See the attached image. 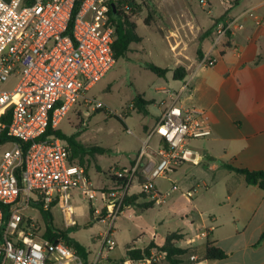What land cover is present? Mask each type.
<instances>
[{"label":"built area","instance_id":"obj_1","mask_svg":"<svg viewBox=\"0 0 264 264\" xmlns=\"http://www.w3.org/2000/svg\"><path fill=\"white\" fill-rule=\"evenodd\" d=\"M226 9L239 0H217ZM0 0V85L16 79L12 90L0 89V135L11 147L0 156V264H84L80 256L62 241H50L37 232L33 220L25 218L26 206L48 209L62 202L63 217L72 223L74 210L69 201L75 192L92 205L96 219L106 224L99 251L87 264H100L115 245L111 238L116 220L127 198L144 195L159 204L154 180L166 178L183 160L188 139L210 135L203 112L182 107L175 99L162 111L147 133L128 167L109 169L115 186L97 189L83 166L69 163V151L54 135L41 139L47 129H58L84 93L88 92L115 64L114 28L108 0ZM208 10L207 0H199ZM78 6V7H77ZM249 16L254 17L253 14ZM256 23L261 19L254 17ZM234 21H219L212 34L211 48L225 44ZM215 60L203 56L183 84L191 85L196 70L211 67ZM163 94H169L165 89ZM92 109L102 103L90 100ZM158 137L154 146L151 139ZM175 188L172 187V190ZM191 191L184 196L190 198ZM9 211L4 221V211ZM213 229L212 227L210 230ZM203 234L206 235L204 231ZM165 258L152 250L133 264H155ZM191 260L196 258L191 256Z\"/></svg>","mask_w":264,"mask_h":264},{"label":"crops","instance_id":"obj_2","mask_svg":"<svg viewBox=\"0 0 264 264\" xmlns=\"http://www.w3.org/2000/svg\"><path fill=\"white\" fill-rule=\"evenodd\" d=\"M162 1L163 4L175 6L176 16L171 20L177 33V29H181L185 35L182 21L192 23L191 18L206 30L220 19L235 22L223 46L211 48V30L204 38L198 39L192 53V47L187 55L183 53L185 62L176 57L175 67H184L186 77L194 70L197 50H201L202 56H211L215 62L211 67L194 71L187 89L183 88L186 77L168 84L170 92H160L162 105L154 112L152 124L142 126L140 145L174 98L177 105L203 112L210 128V135L188 139L181 163L166 178L154 180L156 191L160 195L168 193V196L164 198L165 203L164 199L159 204L153 202L152 208L159 206V213L167 211L171 215L178 212L185 218H191L189 227L193 226L195 230L190 236L189 227H178L163 239L169 234L177 235L175 246L189 251L182 264H264V239L258 243L264 231V191L247 184L242 175L224 166L249 171L264 169V0H239L230 9L221 6L217 0H207L211 8L208 20L196 16L193 11L192 14L188 12L189 0ZM180 12L182 18L179 17ZM249 14L261 19L262 23H256V19ZM161 89H165L164 86L158 88ZM146 101L152 103L151 100ZM145 107V115H151ZM158 140L154 136L151 144L155 146ZM132 160L130 158L116 168L128 167ZM113 185L112 177L108 174L105 187L111 188ZM172 187L175 189L172 190ZM187 191L192 193L190 198L184 196ZM181 201L187 206L182 207ZM144 203L151 201L146 197H137L128 207L140 208L139 205ZM180 220L183 222L182 218ZM72 224L74 221L70 223L63 217L66 229H70ZM211 227L213 229L210 230ZM151 242L157 246L163 244L153 240L149 244ZM207 242H213L225 253V258L206 260ZM191 256L196 260H191ZM104 261H110L108 255ZM163 261L155 264H168ZM113 264H123V260Z\"/></svg>","mask_w":264,"mask_h":264},{"label":"rangeland","instance_id":"obj_3","mask_svg":"<svg viewBox=\"0 0 264 264\" xmlns=\"http://www.w3.org/2000/svg\"><path fill=\"white\" fill-rule=\"evenodd\" d=\"M149 1L154 12H152L153 20L148 26L143 23L147 16L145 9L140 12L127 13L137 26L136 33L142 38L141 43L131 44L127 56L118 59L106 75L84 93L58 125V129L63 134L74 135L76 141L84 147H96L105 151L104 154L94 153V157L86 155L84 157L86 164L82 165L86 168L92 185L96 188L103 184L105 187L108 184L110 168L134 158L140 147L139 138L142 136V126L152 124L154 112L162 105L160 99L162 95L158 88L164 86L165 90L170 92L168 84L173 83L172 70L175 68L177 58L185 62L186 58L183 53L187 55L191 47L190 52L192 53L193 46L198 42L200 35L206 31V28L193 22L191 18L192 23L182 21L186 29L185 35L182 34L181 29H177V33L171 20L176 16L174 4H163L162 0ZM168 1L171 0H165V2ZM209 9L211 13V8ZM191 11L203 20H208L211 16L207 9H201L199 0H189L188 12L192 14ZM180 15L179 17L182 18L183 14ZM147 63L171 71L167 72L164 78H158L147 68ZM15 85L16 79L10 78L8 82L0 85V89L12 90ZM138 96L143 100L152 101L147 105L151 115L136 111L138 107L135 99ZM90 100L102 103V107L92 109L89 104ZM10 147L11 145L7 143L0 145V156ZM71 196L69 203L74 210V220H72L74 224L68 234L86 248L88 262H90L99 251L103 235L106 233V224L90 219L89 202L79 199L75 192ZM142 201L139 200V202ZM181 203L182 207L187 206L184 201ZM61 205L60 201L51 208L50 213L53 225L58 229H66L63 225ZM19 206L24 208L22 213L25 218L34 221L37 232L43 233L44 225L39 209L32 206L25 207L24 200ZM159 208L155 206L143 211L136 206L124 208L112 230L111 238L115 247L107 253L110 261H101L100 264L119 263L121 259L123 264H129L124 255L127 247L134 245L142 249L148 246L151 240L162 243L168 232H175L178 227L186 228L191 225V218H185L178 212L171 215L167 211L159 213ZM180 218L183 222H180ZM189 230L188 235L195 233L193 226H190ZM163 262L168 263L166 260Z\"/></svg>","mask_w":264,"mask_h":264},{"label":"trees","instance_id":"obj_4","mask_svg":"<svg viewBox=\"0 0 264 264\" xmlns=\"http://www.w3.org/2000/svg\"><path fill=\"white\" fill-rule=\"evenodd\" d=\"M34 0H23L24 4H31ZM82 0H78V3ZM109 1V12L108 17L110 23L114 28V42L112 45L113 54L115 62L118 59L125 58L127 53L130 51L131 44H139L142 41V38L137 35L136 33V24L135 22L131 21L130 17L127 15L128 12H140L142 9L146 10L147 16L144 19V25H149L150 21L153 20L152 12L154 9L151 5L149 0H108ZM77 3V5H79ZM113 6V8L111 7ZM78 7V6H77ZM221 20V19H220ZM219 22L216 21L213 24L211 29L206 30L203 32L199 39L204 38L206 35L210 33V31L214 30L216 24ZM211 31V32H212ZM212 42V38H211ZM201 50H197L196 58L197 61L202 59ZM147 68L158 78H164L167 72L170 70L159 68L151 63L146 64ZM186 77L185 68L182 66H177L172 70V79L173 80H183ZM136 106L138 109L136 110L138 113H143L145 115L146 107L150 102L143 100L141 97H137L135 99ZM77 104V103H76ZM72 110V109H71ZM98 111V110H97ZM143 111V112H142ZM1 123H8V119H1ZM49 135H54L59 138L62 142H64L69 151V163L76 164V165H85L84 157L86 155L90 157H94V153L104 154L105 151L96 147L87 148L76 141V137L74 135L66 136L63 134L59 129H47L45 135L41 138L44 139ZM7 141V137L5 134L0 135V145H3ZM77 162V163H76ZM133 163V160L130 164ZM231 171H234L240 175H242L247 184L252 186H257L259 189L264 191V169L259 171H249L245 169H238L233 168L228 165H224ZM86 170V168H85ZM87 172V170H86ZM88 174V172H87ZM110 175V173H108ZM89 176V174H88ZM112 177V176H110ZM115 186V178L112 177ZM112 186V187H113ZM103 189H108L103 187ZM137 197H145L144 195L140 196H132L127 198L128 204H133ZM56 204L54 202L48 209L43 207H39V211L42 217L43 225H44V232L42 233L43 238H46L50 241H62L65 245L72 248L83 260L84 264L88 263V251L84 246H82L79 242L74 240L68 235L69 229H58L53 225L52 216L50 213V209ZM18 202L9 205L5 208L3 213L4 221L6 222L9 217V211L13 207H16ZM153 202L151 203H144L139 205L142 210H147L153 207ZM89 216L90 219L96 220V216L93 213L92 206L89 208ZM175 234H169L165 237V240L161 246H157L155 243L151 242L147 247L144 249H136L134 246H130L126 249V258L131 262H137L142 260L144 257L149 256L150 251L152 249L163 252L165 254L164 260H166L169 264H182L183 258L189 253L186 249L177 248L174 244L176 240ZM264 239V231L260 236L259 242L260 243ZM225 253L221 251L219 248L215 246L213 242H207L205 247V255L204 258L209 261H217L222 260L225 258Z\"/></svg>","mask_w":264,"mask_h":264},{"label":"water","instance_id":"obj_5","mask_svg":"<svg viewBox=\"0 0 264 264\" xmlns=\"http://www.w3.org/2000/svg\"><path fill=\"white\" fill-rule=\"evenodd\" d=\"M113 8V6H111Z\"/></svg>","mask_w":264,"mask_h":264}]
</instances>
